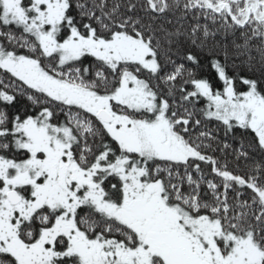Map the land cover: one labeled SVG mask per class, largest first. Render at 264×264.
<instances>
[{
	"label": "snow or ice",
	"instance_id": "1",
	"mask_svg": "<svg viewBox=\"0 0 264 264\" xmlns=\"http://www.w3.org/2000/svg\"><path fill=\"white\" fill-rule=\"evenodd\" d=\"M0 264H264V0H0Z\"/></svg>",
	"mask_w": 264,
	"mask_h": 264
},
{
	"label": "trees",
	"instance_id": "2",
	"mask_svg": "<svg viewBox=\"0 0 264 264\" xmlns=\"http://www.w3.org/2000/svg\"><path fill=\"white\" fill-rule=\"evenodd\" d=\"M179 14H180L179 11H177L176 15H179ZM169 18H172L171 14H169ZM185 26H187V24H185ZM217 39H219V37H217ZM253 54L255 55V53H253ZM229 71H230V74H231V70H229ZM243 74H245V73H241V75H243ZM199 76L201 78L206 77L209 80L214 81L215 72H214L213 69H211L210 65L207 62H205L204 65L202 66V68L199 71ZM217 86L218 85H216L214 83V87H217ZM214 147H215V145H214ZM214 155H216L217 157L221 158L222 160L227 159V161L229 162L230 168H233V169L236 168L237 162L235 161L234 154L231 153V150H229V154L227 156H225L224 153L219 152V151L215 152ZM240 163H241V165H243V161H241Z\"/></svg>",
	"mask_w": 264,
	"mask_h": 264
}]
</instances>
